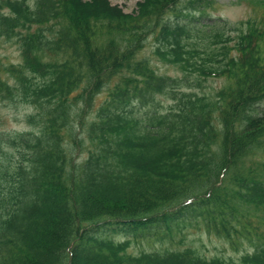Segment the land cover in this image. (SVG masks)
Listing matches in <instances>:
<instances>
[{"label":"trees","instance_id":"16d2710c","mask_svg":"<svg viewBox=\"0 0 264 264\" xmlns=\"http://www.w3.org/2000/svg\"><path fill=\"white\" fill-rule=\"evenodd\" d=\"M213 2L0 0V264H264V0Z\"/></svg>","mask_w":264,"mask_h":264},{"label":"rangeland","instance_id":"374dc122","mask_svg":"<svg viewBox=\"0 0 264 264\" xmlns=\"http://www.w3.org/2000/svg\"><path fill=\"white\" fill-rule=\"evenodd\" d=\"M112 3L119 4L127 11H132L138 0H111ZM253 1V0H252ZM251 0H214L207 7V12L211 17H221L230 21H238L241 19L259 17L257 6ZM152 43V42H151ZM149 52V51H148ZM0 56L5 61H18L19 51L17 45L3 41L0 43ZM159 64L161 72L177 74L175 66L165 64L156 60ZM215 83L208 82L209 88ZM216 85V84H215ZM213 87V86H212ZM207 90V89H206ZM264 107V105H263ZM26 105L4 104L0 103V131H15L22 130L26 127L24 114L27 113ZM186 244L194 246L200 253L207 256L220 255L234 261L240 260L245 250H234L228 243L220 237L210 235L204 230L196 229L192 231L186 238ZM146 243L133 244V250L139 252L145 248Z\"/></svg>","mask_w":264,"mask_h":264}]
</instances>
